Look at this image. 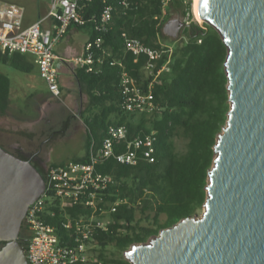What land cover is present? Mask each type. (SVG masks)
<instances>
[{
    "label": "trees",
    "instance_id": "obj_1",
    "mask_svg": "<svg viewBox=\"0 0 264 264\" xmlns=\"http://www.w3.org/2000/svg\"><path fill=\"white\" fill-rule=\"evenodd\" d=\"M106 3L114 6L113 19L108 30L101 31L99 15ZM80 4V14L86 24L76 25L90 26L92 38L98 35L104 38L105 59L98 72H88L84 67L76 71L89 98L87 114L82 112L88 137L87 153L76 161H90L92 147L96 150L102 145L110 124L126 125L127 139L152 131L156 136L153 162L141 159L131 165L109 157L95 165L96 172L111 177L106 188L100 191L102 201L97 216L107 220V229H98L94 234L99 246L97 256L104 264H133L125 257L131 245L149 240L161 228L204 207L209 170L216 155L214 147L230 108L225 69L228 47L218 29L196 21L185 22L182 42H168L164 24L170 14L164 21L159 19L162 7L157 0H82ZM190 6L174 2L169 10L176 9L186 16L188 12L191 15ZM123 33L154 48L161 47L162 43L174 46L170 70L153 82L152 91L159 109L152 113H128L121 107L123 70L144 85L153 79L146 78L144 73L148 55H136L128 50ZM0 62L23 72H31L35 67L27 54L18 52L1 53ZM163 62L164 58L158 65ZM11 102V78L0 72V116L8 113ZM71 120L72 116H68L49 134L48 140L65 135ZM176 139L183 141L181 149ZM121 148H116V153ZM38 155L36 150L20 156L37 166ZM38 168L45 175V168ZM103 210H108L107 215L101 214ZM91 212L84 205L69 209L72 216ZM19 237L26 249L29 236L23 225ZM109 249L111 256L107 254Z\"/></svg>",
    "mask_w": 264,
    "mask_h": 264
},
{
    "label": "water",
    "instance_id": "obj_2",
    "mask_svg": "<svg viewBox=\"0 0 264 264\" xmlns=\"http://www.w3.org/2000/svg\"><path fill=\"white\" fill-rule=\"evenodd\" d=\"M199 18L222 34L230 108L215 144L201 214L131 245L133 264H264V0H198ZM185 21L169 19L177 38ZM45 189L30 160L0 145V264H28L19 241L29 205Z\"/></svg>",
    "mask_w": 264,
    "mask_h": 264
},
{
    "label": "built area",
    "instance_id": "obj_3",
    "mask_svg": "<svg viewBox=\"0 0 264 264\" xmlns=\"http://www.w3.org/2000/svg\"><path fill=\"white\" fill-rule=\"evenodd\" d=\"M82 0H49L48 14L39 20L24 25L25 7L15 2L0 0V54H31L38 66L40 76L46 80L51 95L62 98L56 44L66 35L72 24L85 25L80 14ZM161 4V21L173 11L174 2L184 6L194 0H157ZM114 6L106 3L99 15V29L108 30L113 19ZM179 13V12H178ZM180 14V13H179ZM188 16L185 22H192ZM52 18L48 27L42 23ZM157 18V16H156ZM165 25V24H164ZM127 49L136 55L146 54L145 77H153L144 85L128 71H122L121 86L123 101L121 107L128 113H152L159 109L152 91L153 82L163 72L170 70L174 46L162 43L161 47H151L139 38L123 33ZM104 38L98 35L88 40L84 52L72 59L76 68L84 67L88 72H98L104 62ZM164 58L159 66L158 61ZM128 129L124 124H110L107 135L98 149H91L90 161H70L62 165H49L45 170V189L29 205L22 225L29 236L25 249L28 264H104L97 256L99 247L94 234L98 229H107V220L97 216L100 191L111 181L109 175L96 172L95 165L102 159L115 157L124 164L136 165L141 159L155 161V132L137 135L127 139ZM122 145V148H121ZM116 148L122 150L116 153ZM84 205L92 212L87 215L72 216L69 209ZM115 208L113 207L112 210ZM103 210L101 214L107 213ZM59 216H61L59 218ZM54 219L55 223L51 222ZM50 220V221H49ZM62 232V234H60ZM67 235V237L64 236Z\"/></svg>",
    "mask_w": 264,
    "mask_h": 264
},
{
    "label": "rangeland",
    "instance_id": "obj_4",
    "mask_svg": "<svg viewBox=\"0 0 264 264\" xmlns=\"http://www.w3.org/2000/svg\"><path fill=\"white\" fill-rule=\"evenodd\" d=\"M21 4L29 11L48 10L49 0H6ZM194 2L191 3V15L189 19L201 25L204 22L197 19L194 13ZM176 10V9H174ZM173 11L169 19L179 17L185 20L187 17ZM90 27L77 30L75 39L82 42L83 37L90 31ZM92 29V28H91ZM168 36V35H166ZM182 29L177 38L168 36L167 41L172 43L182 42ZM174 43V44H175ZM57 45V44H56ZM173 45V44H171ZM32 59V56L29 55ZM0 72L6 73L11 78V87L18 88L14 94H21L18 103L11 107L5 116H0V145L11 153L27 156L30 152L39 151L37 164L45 169L49 165H62L70 161H76L87 153V132L83 121L82 112L86 113L88 95L78 85L74 87L71 94L64 95L61 99L51 96L48 84L37 69L31 72L20 71L11 65L0 62ZM36 92L37 97H27L29 93ZM12 103V102H11ZM26 107L24 108V106ZM72 116L71 126L63 136L48 140L49 134L58 129L62 122ZM139 117V114L136 115ZM177 146L181 149L183 141L176 139ZM21 157V156H20ZM203 207L197 212L201 214ZM105 215H107L105 213ZM107 218V217H106ZM112 255L111 249L107 251ZM117 255H120L117 254Z\"/></svg>",
    "mask_w": 264,
    "mask_h": 264
},
{
    "label": "crops",
    "instance_id": "obj_5",
    "mask_svg": "<svg viewBox=\"0 0 264 264\" xmlns=\"http://www.w3.org/2000/svg\"><path fill=\"white\" fill-rule=\"evenodd\" d=\"M49 10V9H48ZM48 10L46 9L45 11H37V14L34 13V11H29L26 8L25 11V17H24V25H30L31 23L35 22L36 20H39L41 18H44L47 14H48ZM52 23V18H46L42 25L43 27H48L50 26ZM90 27V26H87ZM84 27V28H87ZM82 29L79 28L76 24H72L66 35L57 43L56 45V52L59 54L60 59L57 61V65L59 68V74H60V84H61V90H62V97H64V95H69L73 92L74 87H76V85H78L80 88H82L81 83L79 82L78 78H77V68L72 64V59L77 56L80 55L84 52V47L85 44L88 40H90L92 38V33L93 30L91 29V27L89 28L90 31L87 33V35H85L83 37V41L82 42H77L75 39V36L77 34V30ZM31 54H27V56H29ZM32 56V59L29 58L31 61H34V56ZM35 63V61H34ZM34 69L38 70V66L35 63V67ZM33 69V70H34ZM39 72V70H38ZM15 89L18 92H21V90H19L18 88H12L11 87V97H12V103L13 106L16 105V101L18 103V99H20V93L14 94ZM16 92V91H15ZM48 93L51 95V92L48 91ZM37 93L36 92H31L28 94L27 97H37ZM52 96V95H51ZM26 107V105L24 106V108ZM86 130V129H85Z\"/></svg>",
    "mask_w": 264,
    "mask_h": 264
},
{
    "label": "bare ground",
    "instance_id": "obj_6",
    "mask_svg": "<svg viewBox=\"0 0 264 264\" xmlns=\"http://www.w3.org/2000/svg\"><path fill=\"white\" fill-rule=\"evenodd\" d=\"M193 2H194V5H193V7H194V13H195L197 19L200 20V18H199V16H198V13H197V2H198V0H194ZM200 21H201V20H200Z\"/></svg>",
    "mask_w": 264,
    "mask_h": 264
},
{
    "label": "flooded vegetation",
    "instance_id": "obj_7",
    "mask_svg": "<svg viewBox=\"0 0 264 264\" xmlns=\"http://www.w3.org/2000/svg\"><path fill=\"white\" fill-rule=\"evenodd\" d=\"M38 167L42 168V166L40 164H37ZM20 235V234H19ZM20 238V237H19ZM20 241V240H19Z\"/></svg>",
    "mask_w": 264,
    "mask_h": 264
}]
</instances>
